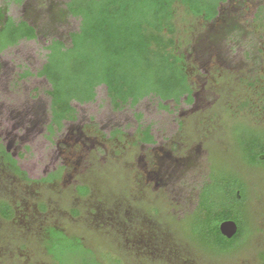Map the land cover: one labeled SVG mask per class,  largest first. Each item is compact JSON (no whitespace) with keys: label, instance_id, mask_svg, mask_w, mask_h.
<instances>
[{"label":"rangeland","instance_id":"obj_1","mask_svg":"<svg viewBox=\"0 0 264 264\" xmlns=\"http://www.w3.org/2000/svg\"><path fill=\"white\" fill-rule=\"evenodd\" d=\"M64 1L8 4L37 37L0 52V204L11 209L0 214V264H56L51 229L90 251L57 249L59 264H264V0H227L212 22L174 6L193 104L162 110L144 99L115 111L99 86L92 102L73 104L74 121L49 134V85L35 72L50 40L67 44L77 29ZM138 123L154 144L139 143ZM257 153L260 163L247 165ZM232 182L245 200L240 233L222 253L201 239L200 193L217 198Z\"/></svg>","mask_w":264,"mask_h":264},{"label":"trees","instance_id":"obj_2","mask_svg":"<svg viewBox=\"0 0 264 264\" xmlns=\"http://www.w3.org/2000/svg\"><path fill=\"white\" fill-rule=\"evenodd\" d=\"M226 1L217 0L215 5H209L207 0H65L64 14L78 21L77 29L67 33V44L62 39L50 40L45 47V61L35 72V76L49 85L46 91L49 134L62 129L64 123L74 121L73 104L92 102L99 86L105 88L115 111L132 110L144 99L155 100L162 110L167 109L168 102L175 107L181 103L193 104L184 56L176 50L174 6L181 5L188 14L212 22ZM11 2L21 4L24 0H3L0 6V52L37 37L35 27L25 18L14 19L8 15ZM29 74L24 71L19 77L23 80ZM136 134L141 144L155 143L148 125L138 123ZM257 155L253 156L254 164L247 165L255 167L260 163ZM5 159L17 174L28 180L15 158L6 154ZM58 174H50L43 180L52 181ZM232 183L231 188L220 193L221 197L217 194L216 198L206 187L200 193L204 215L197 222L204 230L201 239L210 248L209 243L214 241L216 249L218 245L222 253L232 246L240 233L239 210L245 200L242 185ZM236 191L240 192V199L236 198ZM0 214L3 218L11 216L5 202L0 204ZM227 219L238 226V232L230 239L218 230V225ZM46 246L56 264L60 263L55 253L57 249H61V253L77 249L86 254L90 252L78 239L55 229L50 230Z\"/></svg>","mask_w":264,"mask_h":264},{"label":"water","instance_id":"obj_3","mask_svg":"<svg viewBox=\"0 0 264 264\" xmlns=\"http://www.w3.org/2000/svg\"><path fill=\"white\" fill-rule=\"evenodd\" d=\"M218 230L223 237L230 239L236 233L237 225L233 220H223L218 225Z\"/></svg>","mask_w":264,"mask_h":264},{"label":"flooded vegetation","instance_id":"obj_4","mask_svg":"<svg viewBox=\"0 0 264 264\" xmlns=\"http://www.w3.org/2000/svg\"><path fill=\"white\" fill-rule=\"evenodd\" d=\"M10 211H11V209H10ZM46 248H47V246H46Z\"/></svg>","mask_w":264,"mask_h":264}]
</instances>
